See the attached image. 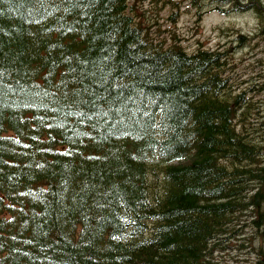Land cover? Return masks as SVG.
<instances>
[{
  "label": "trees",
  "instance_id": "1",
  "mask_svg": "<svg viewBox=\"0 0 264 264\" xmlns=\"http://www.w3.org/2000/svg\"><path fill=\"white\" fill-rule=\"evenodd\" d=\"M131 10L0 0V264H228L219 238L264 206L222 191L264 188V132L233 123L221 52Z\"/></svg>",
  "mask_w": 264,
  "mask_h": 264
},
{
  "label": "rangeland",
  "instance_id": "2",
  "mask_svg": "<svg viewBox=\"0 0 264 264\" xmlns=\"http://www.w3.org/2000/svg\"><path fill=\"white\" fill-rule=\"evenodd\" d=\"M131 3L135 17L155 41L164 40L163 47L176 42L187 51L206 48L221 52L224 65L218 75L226 80L221 93L233 113L239 102L228 98V94H241L242 105L232 121L238 123V128H258L259 138L260 127L264 132V12H257L260 0H131ZM259 145L264 147V143ZM224 162L230 163L227 159ZM238 179L230 177L228 189L222 191H237L236 196L243 202H250L252 207L263 206L264 188L258 189L249 180L238 183ZM257 191L262 193L252 197ZM242 210L232 219L227 233L219 238V251H213V255L228 264H248L259 257L257 251L264 247V214L261 215L264 206Z\"/></svg>",
  "mask_w": 264,
  "mask_h": 264
},
{
  "label": "bare ground",
  "instance_id": "3",
  "mask_svg": "<svg viewBox=\"0 0 264 264\" xmlns=\"http://www.w3.org/2000/svg\"><path fill=\"white\" fill-rule=\"evenodd\" d=\"M168 216V215H167ZM263 264H264V261H263Z\"/></svg>",
  "mask_w": 264,
  "mask_h": 264
}]
</instances>
